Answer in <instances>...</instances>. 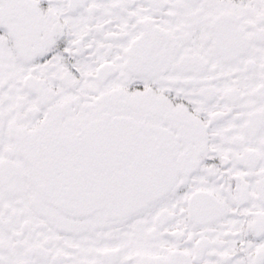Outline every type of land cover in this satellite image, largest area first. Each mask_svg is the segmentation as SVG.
Returning a JSON list of instances; mask_svg holds the SVG:
<instances>
[{
	"label": "snow or ice",
	"instance_id": "6c2138e0",
	"mask_svg": "<svg viewBox=\"0 0 264 264\" xmlns=\"http://www.w3.org/2000/svg\"><path fill=\"white\" fill-rule=\"evenodd\" d=\"M0 264H264V0H0Z\"/></svg>",
	"mask_w": 264,
	"mask_h": 264
}]
</instances>
